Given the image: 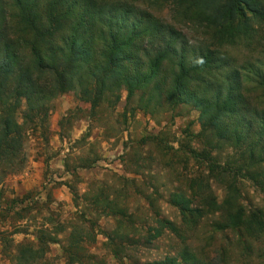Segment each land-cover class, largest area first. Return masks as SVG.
<instances>
[{
	"label": "trees",
	"instance_id": "trees-1",
	"mask_svg": "<svg viewBox=\"0 0 264 264\" xmlns=\"http://www.w3.org/2000/svg\"><path fill=\"white\" fill-rule=\"evenodd\" d=\"M121 88L151 117L192 106L211 147L231 151L227 167H211L231 178L221 201L196 178L170 195L180 223L157 221L146 241L168 232L180 246L149 264H230V247L209 257L191 245L214 215L213 234L233 233L250 256L264 246V210H246L236 186L264 194V0H0V185L20 157L21 100L25 124L68 91L97 107Z\"/></svg>",
	"mask_w": 264,
	"mask_h": 264
},
{
	"label": "rangeland",
	"instance_id": "rangeland-1",
	"mask_svg": "<svg viewBox=\"0 0 264 264\" xmlns=\"http://www.w3.org/2000/svg\"><path fill=\"white\" fill-rule=\"evenodd\" d=\"M126 96L121 88L93 107L79 91H68L50 102L45 117L25 124L20 101V157L0 185V264H149L180 246L168 232L146 241L157 221L180 223L171 194L188 195L196 178L221 201L231 178L215 180L211 167H227L231 151L211 147L196 109L184 105L151 117ZM236 186L246 210H264L259 189L245 180ZM216 218L190 235L195 251L213 257L230 247V264H264V246L250 256L233 233L213 234Z\"/></svg>",
	"mask_w": 264,
	"mask_h": 264
}]
</instances>
